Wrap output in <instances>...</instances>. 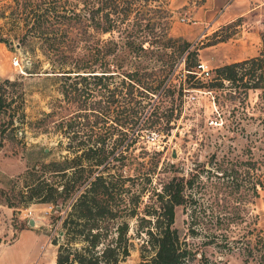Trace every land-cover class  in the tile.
<instances>
[{
	"label": "trees",
	"instance_id": "1",
	"mask_svg": "<svg viewBox=\"0 0 264 264\" xmlns=\"http://www.w3.org/2000/svg\"><path fill=\"white\" fill-rule=\"evenodd\" d=\"M146 1L29 0L28 5L22 4L26 16H32V28L40 32L49 71L73 76L85 72L93 78L94 86L106 90L102 110H115L113 120L126 138L119 157L126 154L140 128L169 119L170 106L162 98L149 103L148 97L170 95L173 89L168 72L182 54L188 60L184 58L185 75L195 76L192 70L198 58L196 48L168 32L170 12L164 1L151 0L157 2L153 3L156 13L151 18L144 17L142 6ZM92 32L98 35L93 37ZM260 40L256 55L214 67L213 75L201 86L225 90L230 99L240 104L249 90L264 88V32L260 33ZM68 47L98 54L100 61H72ZM114 75L117 79H112ZM14 84L15 79L0 77V114L12 99L6 100L3 85ZM78 94L69 100H75ZM87 105L74 109L67 121L72 128L66 135L69 155L62 160L41 161L33 166L37 173H31L28 179L24 177L26 171L21 175L20 185L12 182L0 186V204L8 207L30 202L52 205L58 220L55 232L63 231L50 238L55 245L53 264H118L132 247L128 236L131 218L140 237L139 259L134 264H215L201 248L210 243L218 251L237 248L242 259L264 264V231L255 225V217L250 215L247 220L248 212H241L243 201L253 202L258 189L264 187L261 159L252 153L245 158L222 155L209 160L208 168L194 167L187 175L171 174L157 183L152 182L146 167L137 193L130 199L125 195L124 177L108 169L115 157L95 152L92 145L98 137L83 136L82 128L88 121L80 119L87 112H94L98 102L93 100ZM11 124V117L0 118V148L5 138H13L12 134L5 135ZM201 171H205L204 180ZM207 186L212 197L204 206L199 196ZM201 188L203 191H199ZM220 188L230 198L229 205L226 198L217 196ZM221 200L223 204H219ZM176 205H187L190 211V239L180 235L173 225ZM199 221L202 227L195 225ZM241 226H246L245 230L233 234V228ZM198 233L202 236L194 237Z\"/></svg>",
	"mask_w": 264,
	"mask_h": 264
},
{
	"label": "rangeland",
	"instance_id": "2",
	"mask_svg": "<svg viewBox=\"0 0 264 264\" xmlns=\"http://www.w3.org/2000/svg\"><path fill=\"white\" fill-rule=\"evenodd\" d=\"M28 1L0 0V77L16 80L14 85H3L6 100L12 99L0 118L11 117L9 128L12 129L7 128L5 135L12 134L13 138H5L0 148V186L12 182L20 185L21 175L26 171L24 177L28 179L31 173H37L34 167L41 161L62 160L69 155L66 135L72 128L67 121L74 109L88 107L87 103L93 100L98 102L95 111L87 112L80 119L88 121L82 128L83 136L98 137L92 145L95 152L106 154L108 158L115 157L108 169L124 177L125 195L130 199L137 193L143 180L141 172L146 167H149L152 182L157 183L171 174L187 175L194 167L208 168L209 160L214 161L222 155L237 154L245 158L252 153L259 161L261 159L260 170L264 172V88L249 90L244 103L240 104L230 99L225 90L201 86L213 75L214 67L258 53L260 33L264 32V0H214L218 7L206 6L204 0H160L170 12L168 32L181 36L190 42L191 48H196V62L205 63L208 75L205 78L198 73L194 77L186 76L184 58H187L182 54L168 72L173 89L170 95L148 97L149 103H157L162 98L163 103L170 106L169 119L140 128L122 157L118 153L126 138L113 120L115 110H102L106 90L94 86L93 78L85 72L73 76L72 73L49 71L40 32L32 28V16H26V8L22 7V4L28 5ZM153 3L157 2L148 0L142 6L144 17L155 15ZM97 35L92 32L93 37ZM70 51L68 47V55ZM12 55L16 56L18 65L12 64ZM71 55L72 61L78 63L100 61L98 54H86L78 48ZM112 79H117L116 75ZM78 92L75 100L70 101V97ZM133 130L134 127L130 133ZM172 150L175 156H171ZM200 175L204 180L205 171ZM209 175L211 181L213 175ZM208 189L209 186L199 196L204 206L212 197ZM199 191H203L202 188ZM258 193L253 202L243 201L241 212L243 215L248 212L247 220L250 215L255 217V225L264 231V187L259 188ZM217 196L226 198L228 205L231 203L222 188L217 190ZM143 200H146L145 195ZM223 203L221 200L219 204ZM188 213L187 205H176L173 225L180 235L190 239L188 229L192 220ZM29 217L34 219L33 225L28 224ZM134 225L131 218L128 236L132 247L118 264H134L139 259L140 237ZM195 225L202 227L200 221ZM57 227L58 220L54 218L50 203L30 202L11 208V212L0 213V247L11 243L21 228L33 229L39 236L33 254H39L40 264H53L55 245L50 238L57 235ZM245 228H233V234ZM201 236L198 233L194 237ZM23 240L21 238L10 247H18ZM201 248L215 264H252L251 260L241 258L237 248L229 252L218 251L212 243L203 244Z\"/></svg>",
	"mask_w": 264,
	"mask_h": 264
},
{
	"label": "crops",
	"instance_id": "3",
	"mask_svg": "<svg viewBox=\"0 0 264 264\" xmlns=\"http://www.w3.org/2000/svg\"><path fill=\"white\" fill-rule=\"evenodd\" d=\"M213 1L214 0H204V3L206 6L213 5L214 7H218L219 4L217 5ZM224 1L228 2L230 0ZM8 210L11 212V207L0 204L1 214L7 213ZM21 238L24 240L18 247H10L13 244H17ZM38 240L39 236L33 229L21 228L11 243L0 247V264H40L39 254H33Z\"/></svg>",
	"mask_w": 264,
	"mask_h": 264
},
{
	"label": "built area",
	"instance_id": "4",
	"mask_svg": "<svg viewBox=\"0 0 264 264\" xmlns=\"http://www.w3.org/2000/svg\"><path fill=\"white\" fill-rule=\"evenodd\" d=\"M11 62H12V64H14V65H18V60H17V58H16V56L15 55H12V57H11ZM192 72L193 73H195V74H199L200 75V77L201 78H205L207 75H208V70H207V68H206V66H205V63L203 62V61H201V60H199L197 63H196V65H195V67H194V70H192ZM210 78V77H209ZM206 81V80H205ZM210 91V90H209Z\"/></svg>",
	"mask_w": 264,
	"mask_h": 264
},
{
	"label": "water",
	"instance_id": "5",
	"mask_svg": "<svg viewBox=\"0 0 264 264\" xmlns=\"http://www.w3.org/2000/svg\"><path fill=\"white\" fill-rule=\"evenodd\" d=\"M171 156H175V153H174L173 150L171 151ZM28 224H29V225H33V224H34V219H33L32 217H29V218H28ZM62 233H63V231H62V230H59V231L57 232V235H62Z\"/></svg>",
	"mask_w": 264,
	"mask_h": 264
}]
</instances>
